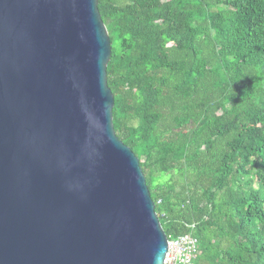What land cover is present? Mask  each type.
<instances>
[{"label":"trees","instance_id":"16d2710c","mask_svg":"<svg viewBox=\"0 0 264 264\" xmlns=\"http://www.w3.org/2000/svg\"><path fill=\"white\" fill-rule=\"evenodd\" d=\"M117 136L195 264H264V0H99ZM195 226V227H193Z\"/></svg>","mask_w":264,"mask_h":264},{"label":"water","instance_id":"95a60500","mask_svg":"<svg viewBox=\"0 0 264 264\" xmlns=\"http://www.w3.org/2000/svg\"><path fill=\"white\" fill-rule=\"evenodd\" d=\"M111 56L99 0H0V264H164Z\"/></svg>","mask_w":264,"mask_h":264},{"label":"built area","instance_id":"2783aa9c","mask_svg":"<svg viewBox=\"0 0 264 264\" xmlns=\"http://www.w3.org/2000/svg\"><path fill=\"white\" fill-rule=\"evenodd\" d=\"M199 253V240L194 234L187 233L177 238H169V249L164 264H195Z\"/></svg>","mask_w":264,"mask_h":264}]
</instances>
